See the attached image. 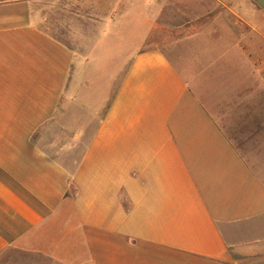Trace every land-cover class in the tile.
I'll use <instances>...</instances> for the list:
<instances>
[{
	"label": "crops",
	"instance_id": "obj_1",
	"mask_svg": "<svg viewBox=\"0 0 264 264\" xmlns=\"http://www.w3.org/2000/svg\"><path fill=\"white\" fill-rule=\"evenodd\" d=\"M45 1L0 0V264H264V10L114 0L69 42Z\"/></svg>",
	"mask_w": 264,
	"mask_h": 264
},
{
	"label": "rangeland",
	"instance_id": "obj_2",
	"mask_svg": "<svg viewBox=\"0 0 264 264\" xmlns=\"http://www.w3.org/2000/svg\"><path fill=\"white\" fill-rule=\"evenodd\" d=\"M111 1L114 0H49L42 2L41 5L46 12L45 14L49 13L47 16L50 17L49 22L46 24L47 30L60 39L69 42L71 35L75 34L76 31H83L91 35L92 22L96 21L99 17L107 16ZM259 13L260 16L256 18V22L261 26V30H264V11H260ZM165 32L168 31L166 30ZM176 35L178 34L176 33ZM254 37L252 36L250 39ZM247 44V47L251 48L255 54L264 58L263 41L258 40L255 46H253L255 42L251 46H249L250 42H245V46ZM260 69L263 71L264 68L260 67ZM260 82L261 85H264V78H260ZM253 137L264 139L262 133L260 136L255 135ZM234 144L241 150L247 162L264 181V140L247 143L235 141ZM254 154L258 156L253 157Z\"/></svg>",
	"mask_w": 264,
	"mask_h": 264
},
{
	"label": "water",
	"instance_id": "obj_3",
	"mask_svg": "<svg viewBox=\"0 0 264 264\" xmlns=\"http://www.w3.org/2000/svg\"><path fill=\"white\" fill-rule=\"evenodd\" d=\"M264 10V0H254Z\"/></svg>",
	"mask_w": 264,
	"mask_h": 264
}]
</instances>
